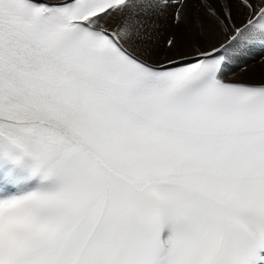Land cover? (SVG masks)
<instances>
[{
    "label": "snow or ice",
    "instance_id": "1",
    "mask_svg": "<svg viewBox=\"0 0 264 264\" xmlns=\"http://www.w3.org/2000/svg\"><path fill=\"white\" fill-rule=\"evenodd\" d=\"M0 264H264V0H0Z\"/></svg>",
    "mask_w": 264,
    "mask_h": 264
}]
</instances>
